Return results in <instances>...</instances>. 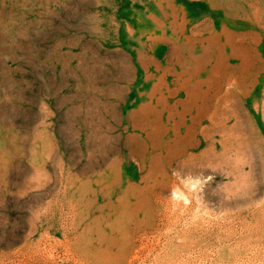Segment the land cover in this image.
I'll return each instance as SVG.
<instances>
[{
    "label": "rangeland",
    "instance_id": "374dc122",
    "mask_svg": "<svg viewBox=\"0 0 264 264\" xmlns=\"http://www.w3.org/2000/svg\"><path fill=\"white\" fill-rule=\"evenodd\" d=\"M0 264H264V0H0Z\"/></svg>",
    "mask_w": 264,
    "mask_h": 264
},
{
    "label": "bare ground",
    "instance_id": "6f19581e",
    "mask_svg": "<svg viewBox=\"0 0 264 264\" xmlns=\"http://www.w3.org/2000/svg\"><path fill=\"white\" fill-rule=\"evenodd\" d=\"M250 92V91H249ZM251 93V92H250ZM231 98L233 97V96H230ZM226 100V99H225ZM225 100L224 99H219L218 100V104H217V106L216 107H209L208 105H206L203 109H202V111H200V112H198L197 113V116H196V118H195V121H194V118H192L193 119V121L195 122V124L197 125V126H200L202 123H203V120H204V117H205V119H207V120H210L212 123H214L215 125H219V123H217L216 122V120L218 119L219 120V118L220 117H224V116H226V113L223 111V109H221L220 107L222 106V105H226V103L228 102V100L226 101V103H225ZM188 107V106H187ZM187 110H188V108H186ZM185 109V110H186ZM188 113V112H187ZM201 117H203V119L201 118ZM219 117V118H218ZM212 126V125H211ZM217 127V126H216ZM219 127V126H218ZM174 128H175V126H174ZM215 130V129H214ZM174 131H175V129H174Z\"/></svg>",
    "mask_w": 264,
    "mask_h": 264
},
{
    "label": "clouds",
    "instance_id": "9594fccd",
    "mask_svg": "<svg viewBox=\"0 0 264 264\" xmlns=\"http://www.w3.org/2000/svg\"><path fill=\"white\" fill-rule=\"evenodd\" d=\"M199 183V179L198 178H194V177H185L182 179V186L184 188H190L191 185L193 184H198ZM181 195L180 189L175 190L172 193V196L174 199H178Z\"/></svg>",
    "mask_w": 264,
    "mask_h": 264
}]
</instances>
